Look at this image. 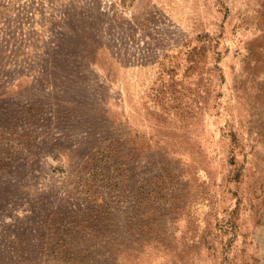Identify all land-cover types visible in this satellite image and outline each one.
Returning <instances> with one entry per match:
<instances>
[{"label":"rangeland","instance_id":"rangeland-1","mask_svg":"<svg viewBox=\"0 0 264 264\" xmlns=\"http://www.w3.org/2000/svg\"><path fill=\"white\" fill-rule=\"evenodd\" d=\"M0 264H264V0H0Z\"/></svg>","mask_w":264,"mask_h":264},{"label":"trees","instance_id":"trees-1","mask_svg":"<svg viewBox=\"0 0 264 264\" xmlns=\"http://www.w3.org/2000/svg\"><path fill=\"white\" fill-rule=\"evenodd\" d=\"M63 248H67V247H64V246H62ZM79 249H83V247H79ZM83 251V250H82Z\"/></svg>","mask_w":264,"mask_h":264}]
</instances>
